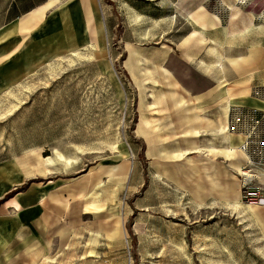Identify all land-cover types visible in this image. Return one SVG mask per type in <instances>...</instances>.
<instances>
[{
  "label": "crops",
  "instance_id": "crops-1",
  "mask_svg": "<svg viewBox=\"0 0 264 264\" xmlns=\"http://www.w3.org/2000/svg\"><path fill=\"white\" fill-rule=\"evenodd\" d=\"M139 1L131 8L142 23L153 21L165 29L159 52L139 58L158 62L163 78L142 83L138 92L177 93L181 99L180 110L171 116L167 102L164 112L156 113L162 119L154 135L179 141L181 158L174 161L171 176L160 177L172 185L174 218L182 220L167 245L158 237L156 252L165 260L166 247H172L173 264H264V207L242 201L240 180L248 172L252 185L264 192V20L234 0H221L216 14L211 0ZM51 2L39 23L23 28ZM101 5V0H0V82L82 48L91 34L86 32L87 6L94 26L100 13L108 23ZM214 17L219 25L214 26ZM108 20L112 29L113 18ZM141 138L154 139L145 132ZM231 148L239 151L232 161L225 156ZM31 178L17 158L0 159V264H53V238H61L58 252L64 253L66 238L76 235L55 219L64 208L52 197V184L33 183L8 201L16 204H8L7 196Z\"/></svg>",
  "mask_w": 264,
  "mask_h": 264
},
{
  "label": "rangeland",
  "instance_id": "rangeland-1",
  "mask_svg": "<svg viewBox=\"0 0 264 264\" xmlns=\"http://www.w3.org/2000/svg\"><path fill=\"white\" fill-rule=\"evenodd\" d=\"M211 1L213 11L224 5L221 0ZM139 2L101 0L108 23L100 13L95 26L92 9L87 6L91 34L82 48L35 66L26 75L4 77L0 82V159L17 158L19 164L34 165L36 159L30 153L35 150L47 168L46 176L28 179L7 196V202L33 183L52 184L51 195L63 202L60 206L64 208L63 215L55 219L63 220L71 232L75 230L76 235L66 238L69 252L59 253L61 238H53V264H173L172 247H166L165 260L157 254L158 237L167 245L175 223L182 220L174 218V189L157 173V166L165 165L159 157L161 141H165L172 155L165 166L174 168V161L181 158L179 141L154 135L162 119L156 118L158 106H151L149 94L138 92L142 83L163 78L156 62L139 58L159 52L165 27L153 21L142 23L131 8ZM243 2L234 0L238 6ZM254 2L258 9L247 8L264 9V0ZM220 11L221 15L217 14L223 16ZM258 20L263 21L264 16ZM73 21L78 18L73 16ZM149 63L153 68L147 67ZM163 105L159 113L164 112ZM143 124L146 136L154 137L148 141L150 156L148 142L141 138ZM244 177L240 176L241 188ZM116 179L122 186L115 199L110 193ZM90 194L105 201L107 209L98 216L84 214ZM164 225L166 230L161 228Z\"/></svg>",
  "mask_w": 264,
  "mask_h": 264
},
{
  "label": "bare ground",
  "instance_id": "bare-ground-1",
  "mask_svg": "<svg viewBox=\"0 0 264 264\" xmlns=\"http://www.w3.org/2000/svg\"><path fill=\"white\" fill-rule=\"evenodd\" d=\"M237 1V0H236ZM55 2H51L49 3L47 6H45L43 9H41L38 13H35L34 15H32L29 19H27V21L25 22V26H23V28H25L26 26H31L33 23H39L44 15V12L46 11V9L50 8ZM201 20V19H200ZM199 22V21H198ZM218 25L220 23V20L218 19V17H214V26ZM90 23L91 21L87 19L86 22V32L88 34V32L90 31L91 33V27H90ZM203 27H205L204 24H201ZM94 31V30H92ZM94 33V32H93ZM136 50V49H135ZM137 54L132 51V57L133 59L135 58L136 60V56ZM166 56V55H165ZM164 62V61H163ZM162 62V63H163ZM221 62V61H220ZM223 63V62H222ZM156 64L158 65V62H156ZM221 64V63H220ZM139 65V64H138ZM164 65V64H163ZM155 66V65H154ZM140 67V66H139ZM159 67V66H158ZM156 68V67H155ZM159 71V70H158ZM141 73V72H140ZM148 77V76H147ZM150 77V76H149ZM152 79V78H151ZM146 81V79H145ZM138 83L140 84V79H138ZM158 82L155 81L154 84H156ZM158 86V85H157ZM161 91V90H160ZM163 92V90H162ZM149 100L151 101V106L154 108L155 106H158V110L156 112H160V106L164 104V102H167L169 105V112H174L175 110L177 111L178 108L181 105V99H180V95L177 93H157V92H152L149 94ZM229 99V98H228ZM199 100V99H198ZM187 106V105H186ZM156 108V107H155ZM180 110V108H179ZM175 111V112H176ZM178 113V112H177ZM183 114V113H182ZM181 114V115H182ZM190 115V114H189ZM151 119H153L154 121L156 120L155 117H150ZM188 120V118H186ZM191 119V118H190ZM194 120V119H193ZM185 121V120H184ZM192 122V120H190ZM200 121V120H199ZM156 122V121H155ZM186 123V122H185ZM158 125V124H156ZM192 125V124H191ZM194 127V125H193ZM190 129V128H189ZM192 129V128H191ZM141 132H146L145 130V126L143 124V126H141ZM190 132V131H189ZM163 140H166L165 138H163ZM161 147L159 149V157L163 160L168 159L169 157H171V153L168 150V146L165 144V141H161ZM172 148V147H171ZM228 148V147H227ZM239 151H237L236 149L231 148L225 156H227L231 161L234 160L236 158V155L238 154ZM31 155H33L36 159V162L34 163V165H28L25 161H21L20 165L24 170L25 175L30 178V177H34L35 175H40V176H46L47 175V171H46V167L45 164L46 162L40 157L39 152L37 151H32L30 153ZM213 154V153H212ZM218 154V152H217ZM149 155H152V150H149ZM180 156V155H179ZM213 156V155H212ZM220 157V156H219ZM60 158H62V156H60ZM218 158V157H217ZM231 164L236 165L235 163L231 162ZM175 166V165H174ZM170 169H166L165 165H158L157 166V173L161 174V175H167V177L170 175L169 172L171 170H173V167L167 166ZM237 168V167H236ZM234 169V168H233ZM169 170V171H168ZM191 170V169H190ZM236 170V169H235ZM241 171V169H240ZM239 171V172H240ZM199 172V171H198ZM176 173V172H174ZM177 174V173H176ZM172 175V174H171ZM170 175V176H171ZM244 176L250 177L248 175V173H243ZM121 178V177H119ZM174 178V177H173ZM190 179V178H189ZM188 181V180H187ZM113 191L110 193L111 198H115L119 192V189H121L122 186V181L116 179L113 180ZM215 183V182H214ZM213 184V183H212ZM216 187V186H215ZM91 197V198H90ZM240 197V196H239ZM238 197V199H240ZM89 200L86 204V207L84 209V212L86 214H93L95 216L100 215L101 213H103L107 208L105 206V201L100 199L99 196H93L92 194H90L88 196ZM116 199V198H115ZM241 200V199H240ZM238 202V201H237ZM236 202V203H237ZM249 206V205H248ZM248 208V207H247Z\"/></svg>",
  "mask_w": 264,
  "mask_h": 264
},
{
  "label": "built area",
  "instance_id": "built-area-1",
  "mask_svg": "<svg viewBox=\"0 0 264 264\" xmlns=\"http://www.w3.org/2000/svg\"><path fill=\"white\" fill-rule=\"evenodd\" d=\"M242 6L249 7L254 6V8L258 9L259 5L254 1L247 4L250 0H242ZM247 5V6H246ZM264 16V9L258 10V16ZM253 177H244L243 185L241 188L242 200L244 203L249 204L251 206L264 207V192L261 188L253 186L251 181Z\"/></svg>",
  "mask_w": 264,
  "mask_h": 264
}]
</instances>
